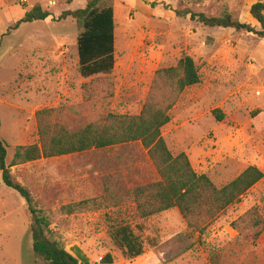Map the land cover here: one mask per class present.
I'll list each match as a JSON object with an SVG mask.
<instances>
[{"label":"rangeland","instance_id":"obj_1","mask_svg":"<svg viewBox=\"0 0 264 264\" xmlns=\"http://www.w3.org/2000/svg\"><path fill=\"white\" fill-rule=\"evenodd\" d=\"M89 1L0 0V137L9 163L16 147L39 141V112L53 110V119L68 128L110 113L139 115L156 72L191 57L200 83L186 89L170 113L162 132L169 149L186 153L195 172L218 188L251 166L264 173V39L176 14L217 17L227 11L253 23L250 8L264 0H112L116 65L108 80L90 89L85 86L94 78L79 70L82 26L75 19L26 23L5 35L34 7L58 17ZM12 175L80 264H102L108 255L111 264H214V256L219 264H264V233L254 240L252 231L245 237L232 227L252 209L264 215V178L201 234L177 209L140 219L120 192L117 199L107 196L109 184L133 188L158 179L139 144L41 159L13 167ZM30 223L25 200L3 185L0 171V264L36 263ZM126 225L144 244L137 258L128 259L120 247L117 233Z\"/></svg>","mask_w":264,"mask_h":264},{"label":"trees","instance_id":"obj_2","mask_svg":"<svg viewBox=\"0 0 264 264\" xmlns=\"http://www.w3.org/2000/svg\"><path fill=\"white\" fill-rule=\"evenodd\" d=\"M111 1L90 0L84 9L66 11L58 17L37 6L26 12L5 35L26 23L75 19L82 26L77 40L79 70L83 78H94L93 83L85 86L90 89L95 82L108 80L107 77L111 75L116 65L115 11L110 5ZM156 5L150 4L151 7ZM176 14L189 16L192 21L200 22L207 27L244 31L264 39V3H256L250 8L253 23L236 20L227 11L217 17L189 11L184 13L177 11ZM97 77L100 78L96 79ZM199 83V68L195 61L191 57H184L175 67L163 68L156 72L150 94L139 115L110 113L79 128H68L60 124L57 118L53 119L55 113L53 110H43L37 114L39 141L16 147L10 163L7 160L9 147L0 137L2 183L26 202L31 218L29 233L36 258L35 264L80 263L55 239L51 222L35 207L29 190L13 178V167L41 159L139 144L147 152L158 179L133 188L117 189L109 184L105 188L107 196L117 199L119 197L117 193L120 192L119 199L132 201L135 204L136 215L140 219H148L177 209L188 227L201 234L262 181L264 173L251 166L229 184L218 188L207 175L195 172L186 153L174 155L169 149L162 132L171 121L170 113L182 93ZM96 88L100 89V85ZM104 93H108L110 97L113 95L109 90ZM214 114L219 122L224 120L219 111H215ZM232 227L245 237L250 236L249 232L252 231L254 240H257L264 233V215L252 209L233 222ZM117 234L125 257L133 259L143 254L144 244L129 231L127 225L120 226ZM112 262L110 255L101 260L102 264ZM212 262L219 264L215 256Z\"/></svg>","mask_w":264,"mask_h":264}]
</instances>
